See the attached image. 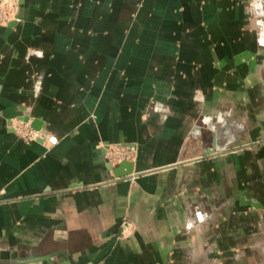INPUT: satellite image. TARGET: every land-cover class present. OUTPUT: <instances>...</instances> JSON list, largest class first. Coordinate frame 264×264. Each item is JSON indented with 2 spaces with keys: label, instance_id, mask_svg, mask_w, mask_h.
<instances>
[{
  "label": "crops",
  "instance_id": "crops-1",
  "mask_svg": "<svg viewBox=\"0 0 264 264\" xmlns=\"http://www.w3.org/2000/svg\"><path fill=\"white\" fill-rule=\"evenodd\" d=\"M18 4L0 251L48 256L0 264H264V0ZM24 116L40 138L13 131ZM101 143L135 145L146 172L115 180Z\"/></svg>",
  "mask_w": 264,
  "mask_h": 264
},
{
  "label": "built area",
  "instance_id": "built-area-1",
  "mask_svg": "<svg viewBox=\"0 0 264 264\" xmlns=\"http://www.w3.org/2000/svg\"><path fill=\"white\" fill-rule=\"evenodd\" d=\"M5 1H8L7 5L12 10L10 15H4L3 17H0V24H8L17 18L16 15L19 7L17 0H0V14H3L5 9ZM11 127L13 131L26 142L36 140L42 136V133L39 129H35L30 123L19 119H15L13 122H11ZM98 146L104 148L105 159L112 166L124 160L134 161L137 154V147L131 144L101 143Z\"/></svg>",
  "mask_w": 264,
  "mask_h": 264
},
{
  "label": "water",
  "instance_id": "water-1",
  "mask_svg": "<svg viewBox=\"0 0 264 264\" xmlns=\"http://www.w3.org/2000/svg\"><path fill=\"white\" fill-rule=\"evenodd\" d=\"M12 22H9L8 24L10 25ZM23 121H27L28 117L24 116L20 118ZM34 124V123H32ZM133 161H121L116 165H111L110 163H108V166L110 167V169L112 170V175L115 178V180L121 179V178H128L129 176H131V174L133 175H141L143 173H145L146 171H133ZM9 255H11L12 257H16L19 261L21 262H28V261H32V260H36L42 257H46L48 255H40L39 257H31V256H16V254L14 252H9L7 250H1L0 251V259H5L8 258Z\"/></svg>",
  "mask_w": 264,
  "mask_h": 264
},
{
  "label": "rangeland",
  "instance_id": "rangeland-1",
  "mask_svg": "<svg viewBox=\"0 0 264 264\" xmlns=\"http://www.w3.org/2000/svg\"><path fill=\"white\" fill-rule=\"evenodd\" d=\"M18 1V0H17ZM8 4V1H5V9H4V11H3V14H0V17H3L4 15H10V13H11V8L7 5ZM17 13H19V11L17 12ZM18 17V19H19V15L17 16ZM17 19V20H18ZM7 24H0V26H6ZM15 120V119H14ZM14 120H12V122L14 121ZM24 141V140H23ZM26 142V141H25ZM30 142V141H29ZM111 144H114V143H111ZM121 144H123V143H121ZM125 144V143H124ZM100 145V144H99ZM104 156H105V154H104ZM132 229H134V227H133V224L129 221V220H127V219H123L122 221H121V224H120V231H119V233H118V235H117V238H120V237H123V236H125V235H127L128 233H130L131 231H132ZM130 231V232H129Z\"/></svg>",
  "mask_w": 264,
  "mask_h": 264
},
{
  "label": "bare ground",
  "instance_id": "bare-ground-1",
  "mask_svg": "<svg viewBox=\"0 0 264 264\" xmlns=\"http://www.w3.org/2000/svg\"><path fill=\"white\" fill-rule=\"evenodd\" d=\"M18 14V13H17ZM18 15H16V17H17ZM18 19V17L16 18V20ZM24 122H27V121H24ZM28 123H30V122H28ZM36 129V128H35Z\"/></svg>",
  "mask_w": 264,
  "mask_h": 264
}]
</instances>
